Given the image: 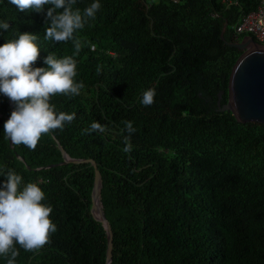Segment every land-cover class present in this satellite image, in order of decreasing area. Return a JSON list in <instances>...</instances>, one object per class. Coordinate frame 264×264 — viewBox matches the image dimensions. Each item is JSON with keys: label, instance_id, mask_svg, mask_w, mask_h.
Returning a JSON list of instances; mask_svg holds the SVG:
<instances>
[{"label": "trees", "instance_id": "trees-1", "mask_svg": "<svg viewBox=\"0 0 264 264\" xmlns=\"http://www.w3.org/2000/svg\"><path fill=\"white\" fill-rule=\"evenodd\" d=\"M99 2L96 18L75 34V79L84 88L51 100L57 112L76 114L71 123L43 135L35 150L11 146L4 124L15 104L0 93V168L37 183L57 225L39 250L16 245L15 264H106L107 230L91 210L96 170L113 232L110 264H264V124L219 109L242 54L226 42L242 38L235 26L258 0ZM48 7L22 13L0 0V22L9 24L0 46L24 30L44 31ZM39 39L33 68H47L49 53L73 56L71 41ZM150 88L154 103L144 106ZM93 122L106 131L87 133ZM61 148L96 168L64 162Z\"/></svg>", "mask_w": 264, "mask_h": 264}, {"label": "clouds", "instance_id": "clouds-1", "mask_svg": "<svg viewBox=\"0 0 264 264\" xmlns=\"http://www.w3.org/2000/svg\"><path fill=\"white\" fill-rule=\"evenodd\" d=\"M9 2L22 13H43L45 6H49L44 31L24 30L26 33H19L16 39L0 46V93L9 98L11 106L15 104L4 124V134L11 146L25 145L35 150L43 135L57 129L62 131L75 119V113L57 112L51 100L58 94L78 96L84 88L83 82L75 79L77 60L74 56L82 48V41L75 34L84 29L89 20L96 18L101 4L95 0L81 10L75 7L77 0ZM0 28L7 30L8 22H0ZM40 36L52 42L71 41L75 49L73 56L58 58L49 53L44 60L47 68H33L41 51L37 43ZM250 36L261 44L253 35ZM155 95V89L144 91L141 104L152 105ZM125 125L129 135L135 132L131 122L126 121ZM85 131L89 134L104 133L106 128L99 122H93ZM125 145L123 151L130 152L132 146L128 137H125ZM0 174L5 177L0 186V256L7 258V264H15L19 255L16 245L26 251L39 250L50 243V236L57 231V225L50 219L52 206L44 203L45 193L37 183L24 184L22 176L11 169L5 171L0 168Z\"/></svg>", "mask_w": 264, "mask_h": 264}, {"label": "water", "instance_id": "water-1", "mask_svg": "<svg viewBox=\"0 0 264 264\" xmlns=\"http://www.w3.org/2000/svg\"><path fill=\"white\" fill-rule=\"evenodd\" d=\"M222 32L224 39V32ZM231 46L242 50V54L233 66L228 94V101L220 105L222 111H231L238 121H256L264 124V45L257 43L250 35L243 37L241 41L226 42ZM64 162H91L96 168L94 159H76L70 157L63 148ZM102 177L96 170L94 185L92 189V213L96 219L102 222L108 234V247L106 264L112 261L113 232L109 220L105 217L101 201Z\"/></svg>", "mask_w": 264, "mask_h": 264}, {"label": "built area", "instance_id": "built-area-1", "mask_svg": "<svg viewBox=\"0 0 264 264\" xmlns=\"http://www.w3.org/2000/svg\"><path fill=\"white\" fill-rule=\"evenodd\" d=\"M235 34L253 35L264 45V0H258L256 8L244 14L242 20L235 26Z\"/></svg>", "mask_w": 264, "mask_h": 264}]
</instances>
